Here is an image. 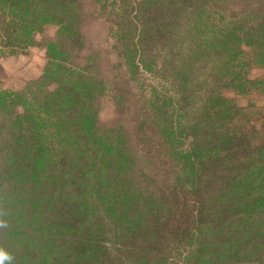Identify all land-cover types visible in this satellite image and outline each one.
Returning a JSON list of instances; mask_svg holds the SVG:
<instances>
[{"label": "trees", "instance_id": "trees-1", "mask_svg": "<svg viewBox=\"0 0 264 264\" xmlns=\"http://www.w3.org/2000/svg\"><path fill=\"white\" fill-rule=\"evenodd\" d=\"M5 2L14 9L10 25L22 10L33 21L19 18L16 34L57 23L71 47L64 41L55 57L65 63L76 57L69 49L85 53L76 71L47 67L42 86L55 88L38 90L29 108L16 96L5 111L13 136L6 143L11 135L0 133V264H264V135L232 127L240 109L213 95L222 85L237 94L247 88L238 29L226 28L236 41L216 44L222 62L213 91L198 82L186 50L185 60H165L170 89L139 98L124 74L104 76V57L77 26L79 2ZM132 37L122 28L111 47L131 82L141 63ZM107 93L130 126L98 125ZM146 164L156 177L144 174Z\"/></svg>", "mask_w": 264, "mask_h": 264}, {"label": "rangeland", "instance_id": "rangeland-1", "mask_svg": "<svg viewBox=\"0 0 264 264\" xmlns=\"http://www.w3.org/2000/svg\"><path fill=\"white\" fill-rule=\"evenodd\" d=\"M76 1L81 5V21L77 26L92 41L93 48L100 51V55L104 57L103 71L106 73L104 76L109 75V78H112L117 75L118 78L119 74H124L125 79L130 80L127 81V84L130 83L133 87L132 93L139 98H147L154 90L165 93L170 89L169 80L166 81L163 78L165 60L171 58L169 60H172V63L175 60L180 62L183 56L188 57L186 50L191 53L192 59H194L198 82L206 81L204 89L208 90L206 88L209 87L213 91L214 87L211 82L217 80L215 79L217 67L222 62L216 44L225 38L236 41L230 37L232 33L226 28L238 29L237 32L241 38L238 44L242 49L239 61L245 63L243 71L247 73V88L245 93L237 94L231 88H225L222 85L223 90L218 92L217 88L213 95L222 96L231 102V105L234 104L240 109L237 116L235 113L233 114L234 120L230 124L232 127H255V130L260 135L262 134L261 136L264 135V63L261 62L264 57L263 55L259 57L260 53H264V27H259L264 24V0ZM13 11L14 9L9 3L0 0V97L3 98L5 105V109L0 110V133L4 139L7 134L11 135L5 140L6 143L10 142L13 136V129H11L13 128V117L8 116L5 112L10 102H16V96L26 97L27 100L24 103L29 108L32 105V98L36 99L35 94L38 90L51 92L55 88L53 83L46 87L42 86L43 73L47 67L53 65V69L54 65H61L65 70L76 71L80 65H83L85 53L83 49H69V59L73 58V54L76 57L62 63L55 57L56 53H52V49L53 52L57 51L63 47L64 41L67 43L64 47L70 48L71 43L67 42L59 24L45 23L27 36L21 34L20 30L16 34V30H12V28H19V18L28 27L33 24V21L27 16L29 13L22 10L17 12L15 20H13L15 25L12 26L10 21ZM173 19L178 26L177 28L174 26L176 29L172 30L167 25L170 24L168 21H173ZM133 22L134 25H137V31L133 30L131 24ZM122 28L126 33L131 32L132 42L136 43V50H138L137 61L141 62L140 65L137 64L136 78L132 82L127 65L117 58L111 48L115 42V34L119 33ZM158 29L163 30L164 33H160ZM140 33L144 35L142 36ZM103 50L106 52L104 53ZM182 59L185 60L184 57ZM233 66L236 67V64ZM205 90L202 91L201 88L202 93ZM109 93L100 97L99 102L103 103V107L97 114L98 125L105 130L107 128L115 129L117 123L128 125L125 121L127 120L129 123L128 117L130 116L129 113L119 114L117 112L116 107L112 104L113 98ZM207 94L209 93L206 91L203 97L196 98L197 108L202 102L201 99L204 100ZM15 110L20 112V105ZM142 168L144 174L156 177L153 175L155 171L151 170L147 164ZM230 205L231 203H227L226 207L229 208ZM224 217L229 220L230 213H225ZM214 240L219 242V240ZM224 240L221 238V242ZM247 245L249 244L245 243L240 250L246 252ZM262 248V257H264V240ZM242 257L243 253H241L240 260Z\"/></svg>", "mask_w": 264, "mask_h": 264}]
</instances>
